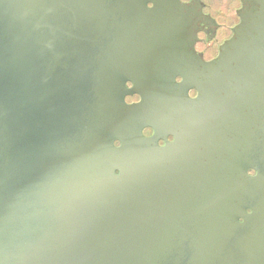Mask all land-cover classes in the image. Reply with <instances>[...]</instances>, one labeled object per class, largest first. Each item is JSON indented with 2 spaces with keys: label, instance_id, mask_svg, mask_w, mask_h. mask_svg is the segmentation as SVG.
I'll use <instances>...</instances> for the list:
<instances>
[{
  "label": "water",
  "instance_id": "1",
  "mask_svg": "<svg viewBox=\"0 0 264 264\" xmlns=\"http://www.w3.org/2000/svg\"><path fill=\"white\" fill-rule=\"evenodd\" d=\"M175 1L0 0V264H264V0L160 146L115 75L185 69Z\"/></svg>",
  "mask_w": 264,
  "mask_h": 264
},
{
  "label": "flooded vegetation",
  "instance_id": "2",
  "mask_svg": "<svg viewBox=\"0 0 264 264\" xmlns=\"http://www.w3.org/2000/svg\"><path fill=\"white\" fill-rule=\"evenodd\" d=\"M258 1L176 0L173 9L185 34L175 53L185 69L163 67L149 71L148 75L145 74L146 71L135 68L118 70L115 80L121 85L117 92L123 96L125 103L139 104L142 93H145L148 111L160 114V117L153 119H160V127H143L142 133L146 137L165 146L174 142L176 136L181 134L180 131L187 128L188 121L185 123L184 119L183 122L182 112L190 113L193 108L191 102L213 90L210 83L213 76L202 63H210L218 57L222 45L236 37L242 17L256 14ZM147 6L153 8L154 4L148 1ZM163 56L164 60L167 54ZM114 144L120 143L116 141ZM250 173L253 174L254 171Z\"/></svg>",
  "mask_w": 264,
  "mask_h": 264
}]
</instances>
